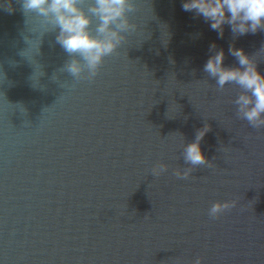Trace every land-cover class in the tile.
I'll return each mask as SVG.
<instances>
[{
    "label": "water",
    "instance_id": "1",
    "mask_svg": "<svg viewBox=\"0 0 264 264\" xmlns=\"http://www.w3.org/2000/svg\"><path fill=\"white\" fill-rule=\"evenodd\" d=\"M10 2L12 13L0 8V264H264V129L236 119L238 90L215 92L203 71L210 44L238 67L229 45L251 56L264 32L234 38L225 24L220 38L183 0H140L138 31L73 87L57 33ZM206 124L212 166L177 179L190 167L183 145ZM160 161L168 171L154 177ZM217 200L236 207L211 219Z\"/></svg>",
    "mask_w": 264,
    "mask_h": 264
},
{
    "label": "clouds",
    "instance_id": "2",
    "mask_svg": "<svg viewBox=\"0 0 264 264\" xmlns=\"http://www.w3.org/2000/svg\"><path fill=\"white\" fill-rule=\"evenodd\" d=\"M23 14L40 21L46 31L56 32L55 42L70 57L61 72H67L76 83L92 82L100 73L107 58L118 54V50L129 36L138 31L134 20L140 9V0H17ZM182 10L194 12L209 22L210 28L224 35V25L230 26L234 38L248 33L264 32V0H183ZM9 13L15 11L10 0L0 3ZM43 32V33H44ZM27 43L29 40L25 37ZM27 49L20 53L29 59ZM39 51V45L35 52ZM238 67L223 64L225 53L216 44L209 46V56L203 71L216 83L214 91L222 93L226 85L238 90L232 101L235 117L243 120L257 131L264 129V73L258 70V56L264 53V44L253 55L243 48L229 45ZM34 53V52H33ZM33 53L31 59H33ZM55 79V77H53ZM207 82V80H205ZM209 130L206 124L198 129L195 139L183 145V158L188 168L176 167L173 175L186 180L197 166L211 167L201 150V141ZM169 165L163 161L152 166L151 174L159 177L168 171ZM236 207L234 200H217L211 204L208 215L211 219ZM147 216V215H145ZM203 257L197 256L190 264H202Z\"/></svg>",
    "mask_w": 264,
    "mask_h": 264
}]
</instances>
